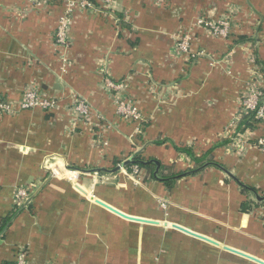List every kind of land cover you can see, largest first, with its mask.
Wrapping results in <instances>:
<instances>
[{"label":"crops","instance_id":"crops-1","mask_svg":"<svg viewBox=\"0 0 264 264\" xmlns=\"http://www.w3.org/2000/svg\"><path fill=\"white\" fill-rule=\"evenodd\" d=\"M64 11V0H0V100L19 107L30 89L59 100L51 112L0 116V226L11 216L0 264H14L22 248L27 264H257L228 249L264 262V153L253 146L264 139V118L240 143L230 139L256 68L264 74L255 63L256 54L264 67V0L78 8L68 50L55 43ZM201 19H229L228 36ZM185 37L192 59L179 47ZM76 99L89 105L88 119L73 113ZM123 104L140 118L124 117ZM175 146L210 153L213 163L197 169ZM136 156L182 176L169 185L156 165L153 177L134 167L98 171ZM18 188L31 190L28 205L16 206ZM248 200L259 206L246 213Z\"/></svg>","mask_w":264,"mask_h":264},{"label":"built area","instance_id":"built-area-1","mask_svg":"<svg viewBox=\"0 0 264 264\" xmlns=\"http://www.w3.org/2000/svg\"><path fill=\"white\" fill-rule=\"evenodd\" d=\"M48 0H29L34 6H40L43 3L47 2ZM99 2V7H94L88 0H64L65 11L63 15L60 17L58 22V27L55 32V43L57 47L61 50H68L69 48V28L72 22V18L74 13L77 11L78 8L86 9L88 7H93L96 9H102L105 7H110L114 0H97ZM200 26H208L210 27L215 34L218 36L226 37L228 36V30L230 26L229 19H223L220 22L214 23H207L205 20L201 19L198 21ZM179 47L181 51L187 55H190L189 51V38H180L179 39ZM203 55L202 53L196 54V57ZM191 59L193 56H191ZM63 64L65 66L69 64V60L67 57H63ZM218 64L217 62H215ZM257 66V65H256ZM109 86L115 87L112 82H107ZM264 74L256 68L255 75L253 80L250 82L248 90L244 93L243 96V103L241 104V109L239 114L237 115L236 124L233 126L235 128L233 134H231L230 139H232L233 143H240L245 135L243 134H236V127L243 115L249 113H256L258 119L264 118ZM59 104V100L56 98H49L43 96L35 89H30L26 91L23 96L22 100L19 104V107H14L8 103L6 100H0V116L9 115L13 116L20 111L23 110H34V109H41L46 112H51L56 109ZM72 111L78 118H86L91 115V110L89 105L84 100H75L74 104L72 105ZM120 113L126 118H134L139 119L140 115L137 110L130 106L123 104L119 108ZM250 132V131H249ZM254 148L258 149L262 153H264V139H258L254 144ZM54 168L52 171L48 169L50 177H54L58 175V170L56 169V165L53 166ZM134 167V175L139 173L138 167L136 165ZM64 168L63 170H65ZM31 190L25 188H18L15 193V201L16 206H22L29 198L31 197ZM27 250L25 248L17 250L15 255L14 264H27Z\"/></svg>","mask_w":264,"mask_h":264},{"label":"trees","instance_id":"trees-1","mask_svg":"<svg viewBox=\"0 0 264 264\" xmlns=\"http://www.w3.org/2000/svg\"><path fill=\"white\" fill-rule=\"evenodd\" d=\"M94 7H99V2L97 0H88ZM119 20H121V23L122 25L125 27V28H128V26H126L123 22H122V16H118ZM241 40H246L245 37H241L240 38ZM255 63L262 67L263 68V71H264V67H263V63L261 62V60L258 58V56L255 54ZM260 119H258L256 113H249V114H246V115H243L238 124H237V127H236V132H235V135L236 134H244L245 131L247 130H254L255 127L257 126V124L259 123ZM227 143V141L223 144ZM163 142L161 141H156L155 142V145H162ZM176 150L182 154H185L187 157H189L197 166V169L200 168V167H203L204 165L206 164H210V163H213V160L209 159L208 156L210 155L209 154H206L204 156H201V157H197L195 155V153L192 151V149L190 147H177L175 146ZM134 162H136V166L138 167V170H143V169H146L149 171V173L152 175L156 169V166H155V160L153 159H149V160H145V159H142L138 156L134 157L133 158ZM131 167V166H130ZM128 167V168H130ZM127 168V169H128ZM171 171V168L168 167V166H161L160 168V171H159V177H161V179L163 180L164 183H167V184H171L173 180H176L178 177L182 176L181 173L179 174H172L170 173ZM168 172L170 174H168ZM153 177V175H152ZM243 191L246 192L247 190L244 189V187H242ZM259 205L256 204V203H253L251 202L250 200L246 201L243 205H242V210L246 213H249L251 212L255 207H258ZM17 210H19L17 208ZM11 219V216L8 217L7 219H5L2 223V225L0 226V233L6 228L9 220Z\"/></svg>","mask_w":264,"mask_h":264},{"label":"water","instance_id":"water-1","mask_svg":"<svg viewBox=\"0 0 264 264\" xmlns=\"http://www.w3.org/2000/svg\"><path fill=\"white\" fill-rule=\"evenodd\" d=\"M134 165H136V162H134L133 159H129V160H127V161L121 163L119 166H117V167H116L114 170H112V171H109V170H106V169H101V170H98V171L117 173V172H119V171H121V170H124V169H126V168H128V167H130V166L132 167V166H134ZM155 165L157 166V171H158L159 168H160V163L156 161V162H155ZM67 169H68V170H71V171L78 172V173H84V174H86V173H90V174H91V173L94 172V171H92V170H91V171H85V170H81V169H78V168H72V167H69V168H67ZM95 172H97V170H95ZM226 173H227L229 176H231V174H229L227 171H226ZM156 175H157V174H156ZM31 200H32V198H31L30 200H28V202L26 203V205H28V204L31 202ZM93 200H94L98 205H100V206H102V207L108 209L109 211H111V212H113V213H115V214H117V215H119V216H121V217H123V218H125V219L132 220V221H137V222H141V223L158 224L157 222H153V221H150V220H143V219L134 218V217H131V216H126L125 214L119 212L118 210H115L114 208H112V207H110V206L104 204L103 202H101V201H99V200H96V199H93ZM257 200H258L259 202H261V201H264V198H260L259 196H257ZM173 227H175L176 229H179V230H181V231H183V232H185V233H187V234L193 235V236H195V237H197V238H200V239H203V240H205V241H209V242H211V243L216 244V242H213L212 240H209V239H207V238H205V237H203V236H200V235L194 234L193 232H191V231H189V230H186V229H184V228H181V227H179V226H173ZM228 250L231 251V252H233V253H235V254H238V255H240V256H242V257H244V258H247V259H249L250 261H253V262L257 263V264H264V262H262L261 260H258V259H256V258H254V257H252V256H249V255L243 254V253H241V252H238V251H235V250H232V249H228Z\"/></svg>","mask_w":264,"mask_h":264}]
</instances>
